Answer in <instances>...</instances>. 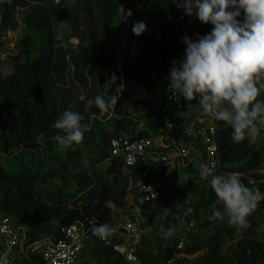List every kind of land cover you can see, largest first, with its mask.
Masks as SVG:
<instances>
[{"label":"trees","instance_id":"obj_1","mask_svg":"<svg viewBox=\"0 0 264 264\" xmlns=\"http://www.w3.org/2000/svg\"><path fill=\"white\" fill-rule=\"evenodd\" d=\"M39 1L42 4L35 5L37 9L26 17L25 22L46 32L44 47L31 62H22L17 58L7 76L0 72V147L4 154V157L0 155V216L26 225L29 241L44 236L60 237L62 227L77 219L85 220V217L109 223L112 214L108 205L110 201L129 210L128 200L125 199L129 179L123 161L111 155L110 140L125 133L133 137L140 122L157 131L165 127L167 117L179 124L170 132L175 141L190 139L184 132L183 117H180L186 101L177 106L171 105L165 96L155 93V87L170 70L173 61L182 58L186 47L182 43L185 33L188 31L196 37L212 28L202 24L195 15L187 16L172 0L128 1L125 14L129 16L130 26L124 50L121 51L122 71L116 72L117 82L123 83V89L116 96L114 110L108 118L107 114L100 116L94 106L82 112V102L76 101L70 87L66 86L70 71L72 86L79 84L87 87L89 80L84 69L109 71L112 68L114 53L111 42L118 3L116 0ZM23 4V0H0V33L12 24L17 26V7ZM180 15L183 18L180 19ZM61 21L69 23L72 36L78 39L73 48L55 45L52 24ZM135 22L146 25L140 36L132 32ZM32 42V38L26 36L21 44L30 46ZM258 98L264 99V96ZM157 103L163 113H155ZM66 109L83 114L90 125L82 142L70 147L62 146L58 140L61 131L52 127ZM93 113H97L96 118L88 120ZM155 116L160 120L158 124L153 122ZM100 123L111 127L110 131L103 129ZM216 130L220 165L227 167L234 164L229 170L245 174L241 177L242 182L250 189H259L264 193L263 182H251V178H264V174L258 172L264 169V152L247 141L233 143L231 127L224 122L216 121ZM84 147L97 156L103 170L66 177L63 172L79 161ZM115 173L119 175L111 178L110 175ZM56 178L60 184L55 190L41 187ZM73 182L77 188L71 190L69 186ZM193 183L191 181L189 185ZM175 189L173 186L171 198L174 202L178 194ZM162 196L163 193L152 207L142 212L143 228L157 226L154 239L147 240L142 235L137 246L136 253L145 264H163L169 259L171 264H176L185 259L183 254L191 255L200 250L198 244L193 247L187 245V237L193 230L185 231L186 214L177 215L170 210L169 214L156 219L157 211L173 202L170 199L162 204ZM201 204L194 201L196 213ZM204 204L213 206V210L222 207L217 203L214 192ZM210 217L204 227L217 219ZM247 219L249 226L247 229L240 228V240L233 252L234 264H264V242L259 241L257 235L258 228L264 224V201ZM233 226L226 219L211 227L206 239L212 244L202 264L223 262L225 257L222 256L221 244L226 235L234 233ZM162 228H173L174 235L162 238ZM110 236L114 242L123 240L114 233ZM182 236L186 239L184 249L178 248ZM152 240L161 243L159 251H154ZM88 255L93 264H128L119 252L100 242L96 235L93 236V246L84 253V256ZM15 264L46 263L38 253H30L20 257Z\"/></svg>","mask_w":264,"mask_h":264},{"label":"clouds","instance_id":"obj_2","mask_svg":"<svg viewBox=\"0 0 264 264\" xmlns=\"http://www.w3.org/2000/svg\"><path fill=\"white\" fill-rule=\"evenodd\" d=\"M183 12L211 25L209 32L195 39L185 34L183 57L173 61L168 86L171 97L197 100L203 113L231 127V140L239 144L255 143L264 130V0H172ZM129 15L131 13L129 12ZM146 30L143 22H135L136 36ZM83 99V98H82ZM116 101H105L102 95L86 100V110L96 107L100 116L111 117ZM93 113L88 120H94ZM53 128L64 147L82 142L90 125L83 114L64 110ZM199 176L214 192L217 203L210 218L226 216L227 222L241 229L249 226L248 217L264 201V193L250 189L237 173L216 174L208 163L200 164ZM190 175L179 176L178 184L190 181ZM169 213L167 208L163 209ZM114 228L108 223H94L92 232L100 239L110 236ZM162 238L174 235V229H161ZM0 264H10L7 253L0 254Z\"/></svg>","mask_w":264,"mask_h":264},{"label":"built area","instance_id":"obj_3","mask_svg":"<svg viewBox=\"0 0 264 264\" xmlns=\"http://www.w3.org/2000/svg\"><path fill=\"white\" fill-rule=\"evenodd\" d=\"M181 18L183 15H180ZM164 78L166 73L163 80L156 85L155 93L160 97L165 96L167 103L171 105H180L183 100L176 102L174 98H170L172 90L168 83L164 82ZM121 86L119 93L123 89V83ZM194 104L197 109L191 110V105ZM186 106L188 111L183 109L182 114L184 132L190 137L188 140L175 141L170 136L171 130L179 126L177 121L172 119L157 131L140 122L133 137L125 133L110 140L111 155L121 159L125 165V174L129 179L125 199L128 200L130 207L127 211L111 201L108 202L112 211L124 217L123 222L118 223L112 232L117 238H123L122 241L114 242L111 236L105 239L98 236L97 238L119 252L128 264H145L136 253L143 235L142 212L145 208L152 207L167 187L175 186L177 191L182 192L181 202L188 218L185 231L189 232L196 227L197 217L195 199L188 185L194 176L200 177V164L212 165L216 174L237 173L240 178L245 175L220 165L216 120L203 113L197 100H194V103L186 101ZM185 172L191 173V179L181 186L178 179L179 176H184ZM258 172L264 174L262 169ZM251 179V182L264 183V178ZM94 223L103 224L97 218L85 217V220L77 219L62 227L60 237L44 236L29 241L26 225L2 216L0 254L7 253L10 264H15L20 257H26L30 253H38L46 264H93L84 253L93 246ZM185 241V237L182 236L178 241V248L184 249ZM171 263L172 260L169 259L163 264Z\"/></svg>","mask_w":264,"mask_h":264},{"label":"rangeland","instance_id":"obj_4","mask_svg":"<svg viewBox=\"0 0 264 264\" xmlns=\"http://www.w3.org/2000/svg\"><path fill=\"white\" fill-rule=\"evenodd\" d=\"M133 1L137 2L139 0H116L119 6L118 15L114 22V33H113V39L111 42V49L114 53V59L112 68L109 71H102V70H93L89 67L84 69L85 75H87L89 80V85L87 87L81 86V85H71V75L72 71H70V74L67 77L68 84L66 87H70L72 94L76 97V101L82 102V105H80V108L82 109V112L91 110L90 108H87L86 110V100L89 98H94L96 95H102L107 102H111L115 100L116 96L119 95V91L121 89V84L117 82V71H122L121 68V51L124 50L125 47V37L127 34V30L130 26V19L128 14H125V10L127 9V2ZM24 4L23 6H18L16 15H15V21L17 22V26L14 27L10 25L9 27H6L2 30L0 33V72L3 76H7L10 72H12L14 68V64L17 60V58H20L22 62H31L33 61L41 52L42 48L44 47V44L46 42V32L39 31L33 27H30L26 24L25 19L29 14H32L34 9H37L35 5H41L42 3L39 0H23ZM190 38L195 39V37L191 36L188 31L185 33ZM30 36L33 40L32 44L30 46H24L21 44V41L24 37ZM52 36L53 40L55 42V45L59 47H63L65 49L73 48L77 43L78 39L77 37L72 36L71 28L68 22H53L52 24ZM184 53V52H183ZM183 57V54H182ZM168 75L169 71L166 73V78H164V82L168 83ZM83 98V99H82ZM194 103V100L191 101ZM159 103L155 105V113H163L161 111L162 109L159 107ZM186 111H188V106H185L184 108ZM189 109H191L189 107ZM197 106H192L191 110H196ZM185 113V112H184ZM184 114L181 113L180 117H183ZM184 119V118H182ZM171 118L167 117L166 122L170 121ZM153 122L158 124L160 122L159 118L157 116L153 117ZM101 124V123H100ZM103 129H107L110 131L111 127L109 126H103L100 125ZM106 127V128H105ZM136 127L132 129V131L135 130ZM254 147L256 149L261 150L264 152V130L261 131L259 134V137L255 143H253ZM0 155L4 157V154H2V149L0 147ZM234 164L227 165V167H231ZM103 170V165L100 164V162L97 161V156L94 155L89 149L86 147L82 150V156L79 159V161L76 164H72L68 171H64V175L66 177H69L71 175H77L88 173L92 174L95 171ZM123 173V168H122ZM120 173V175L122 174ZM262 173H264V169H262ZM118 173H115L114 175H110V177L118 176ZM123 175V174H122ZM194 176V175H193ZM194 183L193 185H188V189L191 190L193 198L196 201H200L202 203L197 208V224L196 227L191 232L192 234L187 237V245L188 247H193L195 244H198L200 247V250L194 254L186 255L185 259L179 262H176V264H202L203 259L205 255L210 250V245L212 244L211 241L206 239V236L210 235L209 230L211 227H213L216 223L219 221H225L227 219L226 216L217 218L209 226L204 227V223L208 221L209 217L212 215L213 206H209L207 204H204L206 202V199L213 195V191L210 188V186L207 184L206 181H202L200 177H193L192 178ZM60 184L59 179H53L50 182H48L45 186H41L45 190H55ZM77 186L75 182H73L69 189L74 190ZM177 191V189H175ZM173 191V186L167 187V189L163 192L162 196V204L169 201ZM177 200L175 202L173 199L169 203V206L164 207L167 208L170 212L174 211L177 215H185V208L182 205L180 196L182 195V192L179 190L177 191ZM180 199V200H179ZM204 202V203H203ZM169 214V213H167ZM163 212V210L157 211V218H161L163 215H167ZM2 215L0 216L1 220ZM261 219V218H260ZM124 217L117 213L116 211H112L111 219L109 221V225L113 228H116L118 223L123 222ZM155 224L151 227H145L143 228V224H141V228L143 229V235L146 236L147 240L154 239L156 228ZM234 233L231 235H226L224 237V240L221 244V252L222 256L225 257L223 262L221 264H234L235 257L233 252L237 249L238 241L240 240V228L233 226ZM257 235L259 241L264 242V224H261L260 227L257 230ZM154 241V251H159L161 246ZM181 255V254H180ZM183 255H181L182 257ZM86 258L92 262V258L90 255L86 256Z\"/></svg>","mask_w":264,"mask_h":264},{"label":"crops","instance_id":"obj_5","mask_svg":"<svg viewBox=\"0 0 264 264\" xmlns=\"http://www.w3.org/2000/svg\"><path fill=\"white\" fill-rule=\"evenodd\" d=\"M195 105V104H194ZM194 105H191V106H194Z\"/></svg>","mask_w":264,"mask_h":264}]
</instances>
